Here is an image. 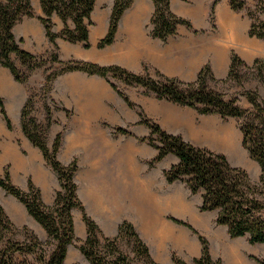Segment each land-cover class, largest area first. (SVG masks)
Listing matches in <instances>:
<instances>
[{"label":"rangeland","instance_id":"obj_1","mask_svg":"<svg viewBox=\"0 0 264 264\" xmlns=\"http://www.w3.org/2000/svg\"><path fill=\"white\" fill-rule=\"evenodd\" d=\"M113 3L114 0H96L92 14L94 23L90 26L91 34L100 29L102 24L109 28ZM192 4V0H172L173 11L190 21V25H179L177 33L167 40L152 35L151 19L154 12L152 0H136L125 11L119 22L113 43L104 47V50L109 52L107 59L106 56L100 58L88 54L97 53L98 49L103 51L98 44L107 35L108 29L103 37L93 42L91 50L86 49L83 43H71L60 37L67 42L66 45H69L67 48L63 44H58V48L52 45L48 51L38 54L50 60L45 66L32 72L24 83L28 86L29 96L32 95L34 100L31 115L43 126L42 131L45 132L46 142L50 148L53 147L56 136L61 133L62 145L58 159L63 163L76 159L78 163L75 180L78 183V195L83 203V209L79 207L73 209L76 240L69 248L65 264H92L80 249L87 237V224L83 218L85 212L97 223L99 237L104 243L105 238H112L118 234L121 223L124 221L133 223L128 219L129 215L143 216L140 225L143 233H140L133 223L141 238L148 246L151 244L156 253L158 251L162 253V250L170 252L169 263H165L159 261L150 250L153 259L161 264H176L174 255L188 264H196L195 258L200 257L203 250L200 236L207 239L212 256L220 259L222 264H262L254 257H264L263 243L253 244L247 236L232 237L227 226L217 223V211L200 209L203 201L200 193L192 194L186 184L180 180L172 183L167 181L165 171L177 164L179 158L175 154H169L153 164L152 161L159 151L148 140L151 137V129L142 122L151 120L159 123L166 131L168 130L163 124L187 135H191L194 128H198L197 137L190 142L214 152L224 153L232 165L246 169L252 180L258 181L261 167L241 142L243 134L238 118L202 114L194 108L161 99L156 94L147 92L143 86L127 84L117 77L111 78L128 95L131 101L129 104L112 88L106 77L84 71L61 73L49 86L47 85L49 73L61 71L66 68L65 63L74 60L92 61L101 65L116 64L135 73L148 74L155 79L167 76L187 81L184 77L176 76L177 74L147 61H143L138 70L128 68L125 61L120 60L119 51L132 45V40L139 41L140 38L157 39L163 45L173 43L175 48L185 43L188 47L186 55L198 61V70L209 63L217 79L227 77L233 53H237L249 64H252L256 58L264 59V39L249 34L251 19L247 9L234 10L230 0H207L206 9L200 18H196L186 12ZM253 4L254 0H248V7ZM224 9L226 11H223ZM229 13L240 22L244 34L249 39L250 43L246 47L244 43L228 39L222 34V19ZM62 29L55 27L57 33H61ZM52 52H56L63 62L53 61ZM242 71L247 70L243 68ZM211 85L228 97H239V103L245 108L251 106L247 98L242 95L248 89L258 88L264 99V83L257 79H252L243 86L222 81H212ZM114 117L119 119V123L112 122ZM49 120L51 124L47 127ZM201 126L205 128L204 131H200ZM121 127L127 129L130 134L121 132L119 130ZM210 136L221 142L224 138V143L214 145L210 141ZM153 143L160 144L157 135H154ZM227 143L229 146L224 145ZM28 183L29 181L26 182L25 187L16 185L27 190ZM60 189L61 185L58 181L57 192ZM172 189L183 195L186 206L184 210L165 206L167 196L170 194L165 192H170ZM153 202L164 207L163 210H158L159 219L156 223L148 222L145 218L147 213L151 211L154 213ZM0 204L16 226H27L40 238L43 237L44 232L47 234L44 226L29 213L26 205L1 186ZM172 218L188 222L195 231ZM199 221L204 222V225L200 226ZM172 233L184 236L187 243L177 244L173 241ZM190 236L198 238L200 255L197 257L190 254ZM135 246L133 236H123L118 240L120 252L130 258L131 264H147L145 256L136 252ZM227 247L229 249L233 247L234 250L228 251Z\"/></svg>","mask_w":264,"mask_h":264},{"label":"trees","instance_id":"obj_2","mask_svg":"<svg viewBox=\"0 0 264 264\" xmlns=\"http://www.w3.org/2000/svg\"><path fill=\"white\" fill-rule=\"evenodd\" d=\"M135 1L114 0L108 32L100 40L99 48L113 43L119 22ZM152 2L154 12L151 21L154 37L167 40L177 33L179 25H190V21L173 11L172 0ZM230 2L234 10L247 9L251 19L249 34L264 39V0H254L250 7L247 6L248 0ZM41 3L45 15L38 18L44 24L46 35L55 48H58L59 37L71 43H83L86 49L91 48L90 26L94 23L92 14L96 0H41ZM54 15H58L64 23L61 33L54 31ZM25 16H35L31 0H0V64L8 67L15 79L22 83L29 79L32 72L42 68L50 60L26 50L22 47L21 40L16 38L13 28ZM51 59L63 62L56 52H52ZM65 64L66 68L61 71L48 74V86L61 73L84 71L106 77L112 88L129 104L131 101L128 95L111 78L117 77L127 84L143 86L147 92H152L161 99L194 108L202 114L238 118L243 134V145L261 167L258 181H253L246 169L232 165L225 154L197 146L185 140L180 134L169 133L159 123L151 120L142 122L151 129V137L148 140L159 151L152 161L153 164L169 154H175L179 158L177 164L165 171L167 181L172 183L180 180L192 194L200 193L203 200L200 209L217 211V223L227 226L232 237L247 236L253 244H264V99L258 88L248 89L242 95L251 106L245 108L239 103V97H228L211 85L212 81H222L243 86L252 79L264 83V59L256 58L249 64L237 53H233L225 79H217L212 67L207 63L192 81L167 76L155 79L148 74L135 73L116 64L101 65L86 60H74ZM243 68L247 71L243 72ZM33 104L31 95L22 111L23 130L31 142L42 150L47 163L52 166L59 178L61 189L57 192L54 202L46 204L41 189L32 180L25 190L12 182L8 168L4 174H0V186L19 198L48 234L46 239H41L29 227L16 226L0 204V264H65L69 248L76 240L73 209L76 207L83 209V203L78 195V183L75 180L77 160L63 163L58 159L62 145L61 133L56 136L53 147L50 148L46 142L45 132L42 131L43 126L31 115ZM0 105L11 129L12 121L1 97ZM50 124L49 120L47 127H50ZM119 130L130 134L125 128L121 127ZM154 135L159 137L160 144L153 143ZM83 218L87 224V237L80 249L92 264H131L130 258L121 253L118 247V240L123 236L135 238L136 252L145 256L147 264H161L153 259L149 246L136 231L133 223L129 221L121 223L118 234L112 238H105L104 243L99 237L97 223L86 212ZM172 219L195 231L188 222ZM200 239L203 245L202 255L195 258V263L222 264L220 259L212 256L207 239L203 236H200ZM254 258L264 264V257ZM173 259L176 264H188L175 255Z\"/></svg>","mask_w":264,"mask_h":264},{"label":"crops","instance_id":"obj_3","mask_svg":"<svg viewBox=\"0 0 264 264\" xmlns=\"http://www.w3.org/2000/svg\"><path fill=\"white\" fill-rule=\"evenodd\" d=\"M31 1L35 16H25L14 26L13 32L16 38L21 40L23 48L34 54H41L48 51L52 43L46 35L44 24L38 18L39 16L45 15L41 0ZM141 15L142 14L139 16L141 17ZM53 21L54 31H56L55 27L57 29L63 28L64 23L58 15H54ZM107 29L108 26L102 24L100 29H97L98 31L95 30L94 33H90V41L92 44L90 50L93 49V42H97L99 37H103ZM57 43L59 45L63 44L66 48L69 46L66 45L67 42L60 39V37L57 39ZM132 43V45H128L121 49L118 55L120 60H124L126 63L125 65L130 69L138 70L142 62L147 61L156 64L162 69L165 68L170 73L177 74L176 76H182L187 81L194 80L199 73L198 61L186 55L188 47L185 43H181L177 48H175L173 43L163 45L157 39L150 40L140 38L139 41L132 40ZM104 49L105 48H103V51L98 49L99 52L89 53L88 56L96 55L100 58L106 56L107 59L109 52ZM0 97L3 100L6 112L13 126L11 129L9 128L2 114L0 105V174L8 167L12 182L23 187H25L27 181L32 180L36 186L40 187L44 201L48 202L47 204L53 203L58 190L59 178L52 166L47 163L42 150L31 142L22 126V111L29 98L28 86L16 80L11 70L2 64H0ZM112 122L114 124L119 123V119L114 117ZM163 126L171 133L181 134L187 141H193L194 138L197 137V132L199 131L198 128H194L191 135H187L181 131L172 129L168 125L163 124ZM201 130L204 131L205 128L202 127L200 128V131ZM222 139L225 140L224 138ZM241 142L243 143V137L241 138ZM165 193L168 194V192ZM153 203V208H155L154 213L152 211L151 213H147L145 218L148 222L154 221L156 223L159 219L158 210H163L164 207H160L157 202ZM143 218V216H137L136 214L128 216V219L134 223L140 233L142 232L140 225ZM46 237L47 234L44 232L41 238L45 239ZM149 247L159 261L169 263V250H162V253L159 251L156 253L151 244ZM189 251L193 257L200 255V245L197 237L190 236Z\"/></svg>","mask_w":264,"mask_h":264},{"label":"bare ground","instance_id":"obj_4","mask_svg":"<svg viewBox=\"0 0 264 264\" xmlns=\"http://www.w3.org/2000/svg\"><path fill=\"white\" fill-rule=\"evenodd\" d=\"M192 1H193V4L189 8L186 9V12H187V14H189L191 16H194L196 18H200L202 13L206 9L207 0H192ZM221 9H223V8H221ZM219 11L221 13H223L220 10V8H219ZM223 11H226V9H224ZM228 12L229 11L227 9V13ZM227 15L228 16L225 17V18L222 17L223 18L222 19V25H221V26H223L222 34H224L225 37L228 38V39H232L233 41L237 40L239 42H242V44L244 43L245 47H246L247 44L249 45L250 41L246 37V35L244 34V30H243L242 26L240 25V22H238V20H236L234 18V16H232V14L229 13ZM243 26H245V25L243 24ZM234 43L237 44V42H234ZM242 49H244V48H242ZM211 127H212V125H211ZM211 127L208 126V128H211ZM208 128H207V130H208ZM207 134L210 135L208 132H207ZM210 141L212 143H214V145H222L224 143L223 140L221 142V140H218L217 138L212 137V136H210ZM224 145L225 146H229L228 143H227V145L226 144H224ZM168 193H170V194L167 197L166 202H165V204H166L165 206L166 207L168 206V207H171V208H174V209H182V210H184V208H186L185 200H184V197H183L182 194L176 192L175 189L170 191V192H168ZM165 194H167V193H165ZM199 225L200 226L204 225V222L199 221ZM176 234L172 233V237H173V241L174 242L176 241L177 244L181 243V245H184V244L187 243V240H186V238L184 236L179 235V234L176 235ZM226 250L231 251V250H234V249H233V247H231L230 249H229V247H227Z\"/></svg>","mask_w":264,"mask_h":264}]
</instances>
